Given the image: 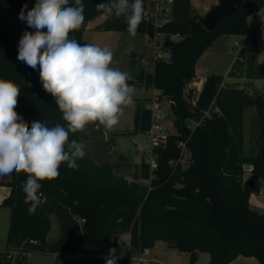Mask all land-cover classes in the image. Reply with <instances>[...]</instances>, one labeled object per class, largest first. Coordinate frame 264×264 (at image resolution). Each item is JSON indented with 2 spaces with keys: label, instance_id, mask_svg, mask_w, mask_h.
Returning a JSON list of instances; mask_svg holds the SVG:
<instances>
[{
  "label": "trees",
  "instance_id": "trees-1",
  "mask_svg": "<svg viewBox=\"0 0 264 264\" xmlns=\"http://www.w3.org/2000/svg\"><path fill=\"white\" fill-rule=\"evenodd\" d=\"M146 1L137 34L152 32L163 39H177L165 48L168 57L155 58L154 71L142 70L138 80L170 101L177 132L155 137L152 154L156 168L143 161L141 175L130 181L116 176L112 166L93 163L87 153L77 161L78 169L62 164L58 178L41 182L43 197L34 214L27 211L30 205L21 189L26 176L13 173L7 185L11 194L2 203L11 209L7 246L20 254L78 255L75 264H104L114 237L130 234L134 255L163 241L174 242L172 248L189 254L193 263L198 253H207L209 264H230L240 256L264 264V213L250 205V196L260 193L264 181V96L226 85L221 75L207 77L199 93L191 88L197 62L221 36H241L244 48L255 47L256 31L248 20L264 9V0H243L213 31L204 28L201 16L192 14L191 0H174L171 20L156 27L145 19ZM101 2L83 0L84 23L71 33L80 43L89 22L101 16L106 19L99 30L127 32L123 16L97 11ZM34 3L0 0V15L21 11L25 4L27 11ZM17 55L16 37L0 29V78L21 88L16 111L27 122L37 119L49 126L64 124L53 97L42 88L38 71L19 61ZM248 108L257 112L256 154H246L244 147ZM191 123L196 125L194 129L189 127ZM134 125L137 133H149L150 109L137 113ZM80 138L81 132L70 136L81 142ZM180 143L189 153L187 168L181 164ZM246 165L252 168L247 180ZM51 216L57 219L60 236L48 243ZM9 250L0 253V264H22L18 258L16 262L9 258ZM56 264L63 263L58 260ZM116 264H129V260L118 257Z\"/></svg>",
  "mask_w": 264,
  "mask_h": 264
},
{
  "label": "clouds",
  "instance_id": "clouds-1",
  "mask_svg": "<svg viewBox=\"0 0 264 264\" xmlns=\"http://www.w3.org/2000/svg\"><path fill=\"white\" fill-rule=\"evenodd\" d=\"M97 11L123 16L127 32L135 37L143 20V0H102ZM20 11L19 19L33 32L24 31L18 43L17 59L38 71L43 90L50 94L64 124L49 126L37 119L31 122L16 111L21 88L0 78V178L24 174L21 182L27 211L34 214L43 193L42 181L59 177L60 166L78 169L86 152L83 142L70 139L90 123L114 130L125 108L135 104V88L129 76L111 67L110 48L80 43L71 36L84 23L83 0H35ZM46 29V31H45ZM30 86V85H29ZM106 264H116L110 251Z\"/></svg>",
  "mask_w": 264,
  "mask_h": 264
},
{
  "label": "rangeland",
  "instance_id": "rangeland-1",
  "mask_svg": "<svg viewBox=\"0 0 264 264\" xmlns=\"http://www.w3.org/2000/svg\"><path fill=\"white\" fill-rule=\"evenodd\" d=\"M204 2L206 4L214 3L206 0H204ZM165 7L166 4L164 0H147V10L153 12L155 16L157 8L163 9ZM167 13L165 14H170L169 12ZM19 14L20 11H13L8 12L5 15H0V29L15 36L18 43L23 32L28 31L27 26L19 19ZM102 20L103 22L99 23V25L104 23L105 18H102ZM164 20L165 18H160L158 19V22L161 23ZM97 26L98 25L95 26V29ZM232 36L233 37L230 38H222L220 43L221 46L224 47V50L227 48L233 55H236L237 50H235L236 46H234V43H241L242 37L236 35ZM162 37V35H155L154 38H151L148 34H137L135 37H132L128 32L116 33L109 31L105 33L98 30L95 32V35H92V33L87 34L85 36L86 39L84 40V43H92L110 48L114 54L111 67L119 68L121 71L126 72L129 76L128 83L135 88V104L133 107L125 108L123 115L120 117V122L115 126L114 130H107L102 126L105 133L104 136L101 129L97 128V126H99L97 123H90L86 126L85 130L81 132L80 138L81 142L85 144V151L93 163L112 166L113 173L116 176H121L128 180H133L135 175H141V164L143 161L150 164L151 169L154 164L156 165L155 157L152 154L155 138L148 132L143 134L136 132L134 121L137 113L144 109L155 107V110H160L162 112L161 131L157 132L156 130V136H165L177 132L175 127V115L171 108L170 101L164 99L160 103H156L154 101V89L146 87L139 80H135L132 74L136 63L142 65L145 73L154 71L155 58L163 57L166 54L165 48L162 47L164 42ZM249 70L253 72V75H259L264 78V69H258L255 66H251ZM245 82H248V78H245V80L242 81V83ZM191 88H194L195 90L198 89L196 86ZM197 92L199 93L198 90ZM251 93H259L264 96V80H255L251 84ZM256 116L257 112L255 108L246 109L244 116V137L248 138V145L245 147L246 154L258 153L256 146ZM195 126L194 123L189 124V127L192 129H194ZM182 153L183 158L181 164L184 168H187L189 165V153L185 149H183ZM247 166L248 165L245 166L246 169H248ZM250 172H245V180L248 179ZM143 183L148 184L147 181H143ZM255 195L259 196L258 194ZM262 195H264V191H262ZM258 201L261 205L264 204L263 197H258ZM261 205L256 209L258 210L261 208ZM52 220L56 225V220L54 218ZM52 237H54L53 234H51L49 238L52 239ZM15 252L14 249H11L8 255L12 258L17 254ZM112 252L115 256L124 255L126 253L128 254L129 249L119 250L115 244ZM105 258L104 264H106ZM150 258L164 264H194L190 261L189 255L168 251L165 242H159L156 244ZM18 259H20L23 264V259L21 257ZM16 260L17 258H14L13 262H16ZM37 261H39L40 264H55V257H43V262L37 259V257H33L28 264H37ZM72 261L71 258L61 260L63 264H73ZM130 264L133 263L130 262ZM197 264H208V254H201Z\"/></svg>",
  "mask_w": 264,
  "mask_h": 264
},
{
  "label": "crops",
  "instance_id": "crops-1",
  "mask_svg": "<svg viewBox=\"0 0 264 264\" xmlns=\"http://www.w3.org/2000/svg\"><path fill=\"white\" fill-rule=\"evenodd\" d=\"M206 1L214 2V3L206 4L204 2V0H191L192 14L201 16V18H202L207 14V12L212 7H214L218 3L217 0H206ZM146 6H147V1H146ZM159 17L164 18V17H166V15L165 16L159 15ZM102 18L106 19L105 16H101V17H98V18L89 22L87 29L83 34L82 43H84V40L86 39L85 36L87 34L92 33V35H95V32L99 30L98 27L101 25V24L99 25V23L103 22ZM168 18L170 19V17H168ZM151 20L153 22L159 24L157 19L155 20V18L152 17ZM248 21L253 26L254 30L256 31L257 43H256L255 47L254 48H243V50H241V52H240V59L237 60V58H236L237 54L233 55L232 52L230 50H228L227 48H226V50H224L223 49L224 47L221 46V43H220L222 38H225V37L230 38L233 36L232 35L221 36L201 56V58L197 62L196 79H195V82L191 85V87L196 86L198 88L197 90L200 92L201 88L203 86V83L207 77H209L211 75H221L224 77V84L229 85V86L239 87V88H246L247 91L249 93H251V84L255 80H264V78L262 76L253 75V72L249 70L251 68V66L252 67L255 66L258 69H264V9L262 11H260L259 13L254 14L251 17H249ZM96 25H98V26L95 29ZM100 31H102V30H100ZM103 32L107 33L109 31H103ZM112 32L119 33L117 31H112ZM242 42H244L243 37H242L241 43ZM235 43H234V46H235ZM235 50H236V47H235ZM150 73H152V72H150ZM245 78H248V82L242 83V81H244ZM152 89H154V88H152ZM154 91H155L154 97H155V100L156 99L158 100V103H160L161 101L166 99L164 97H160V95H159L160 92L158 90L154 89ZM251 94H253V93H251ZM97 128L101 129L102 133L105 136L103 127L99 125V126H97ZM244 141H245L244 147H246V145H248V138L244 137ZM247 167L250 168L251 166L248 165ZM245 170H246V168H245ZM12 178H13L12 174L7 176V177L0 178V253H4L8 249H10V250L13 249L12 247L8 248V246H7V235H8V231H9V227H10L11 209L8 207L2 206L3 201L6 198H8L11 194V188L7 185L12 182ZM262 191H264L263 182H262V186H261V191L258 194L259 196H256L254 193L250 196L251 207L260 213H264V204L261 205L258 201V197L264 198V195H262ZM259 205H261V208H259L257 210L256 208ZM53 218L57 222V219L54 216L50 217L51 229H50V232L47 236L48 243H53L60 236L59 224L57 222V224L55 225L53 220H52ZM51 234H53V236H54V237H52V239L49 238ZM130 240H131L130 234H120V235H116L114 237V245L116 244L117 247L119 248V250H124V249L128 250L129 249L128 254L126 253L124 255H116V257L128 258L129 264H130V262H132L133 264H153L154 262L159 263V264H164L162 262H159V261H156V260L150 258L153 254V248H155L156 244H158L159 242H163V241L156 242L155 246L152 249H148L149 254L147 256H144L143 254L134 255L132 253V251L130 249ZM165 243L167 245L168 251H171L173 253H178V254L180 253V254L189 255L187 253H181V252L177 251L176 249L172 248V246H173L172 243L171 244H168L167 242H165ZM15 253H17L18 255L15 254V256L16 255L17 256L16 257L14 256L12 258L21 257L23 259V264H28V262L30 263V260L33 257H37V259H39V260H41V262H43V257H48V256L55 257V264L57 263L58 260L61 261L62 259H65V258H71L73 260L72 261L73 264H75L76 259L78 257V255H55V254H41V253H29V254L23 253V254H20V253H18V251H16ZM201 254H203V253L197 254L196 262L194 264L198 263ZM133 258H137V259L141 258V260L135 261V260H133ZM189 258H190V255H189ZM209 261H210V257L208 255V264H209ZM37 264H40L39 261H37ZM230 264H259V263L255 258L240 256Z\"/></svg>",
  "mask_w": 264,
  "mask_h": 264
},
{
  "label": "water",
  "instance_id": "water-1",
  "mask_svg": "<svg viewBox=\"0 0 264 264\" xmlns=\"http://www.w3.org/2000/svg\"><path fill=\"white\" fill-rule=\"evenodd\" d=\"M218 3L212 7L207 14L201 18V23L204 26V28L208 31L215 30L219 25L222 24V22L231 17L235 12L238 6H240L243 2V0H217ZM149 36L151 38H154V34L151 32L149 33ZM172 45V41L167 36L164 39L163 47L169 48ZM143 67L141 64L136 63L133 68V77L135 80H138L141 73H142ZM191 131H187V134L190 135ZM248 185L250 187L253 186V181L250 180L248 182ZM174 244V242H171Z\"/></svg>",
  "mask_w": 264,
  "mask_h": 264
},
{
  "label": "built area",
  "instance_id": "built-area-1",
  "mask_svg": "<svg viewBox=\"0 0 264 264\" xmlns=\"http://www.w3.org/2000/svg\"><path fill=\"white\" fill-rule=\"evenodd\" d=\"M164 2H165V4H166V7L165 8H163V9H160V8H157L156 9V16L153 14V12H149V11H147L146 10V12H145V19L148 21V22H151V23H153L156 27H158V26H162L164 23H167V22H169L170 20H171V18H172V12H171V8H172V5H173V2H174V0H164ZM167 12H169L170 14L169 15H167L168 13ZM162 13V14H161ZM165 13H167V14H165ZM159 15H161V16H165L166 15V17H164L165 18V22L163 21V22H159V24H157V23H155V22H153L151 19H152V17L153 18H155V20L157 19V21H158V19H160V17H159ZM168 17H170V19L168 18ZM162 18V17H161ZM169 19V20H168ZM156 21V22H157ZM163 38V37H162ZM175 39H177V36H172L171 37V40H175ZM164 41V40H163ZM159 44H160V42H159ZM235 46L237 47L236 48V50H237V60L238 59H240V52H241V50H243V48H244V42H242V43H238V42H236L235 43ZM168 57V54L166 53L163 57H157V58H167ZM156 103H158V100L156 99V100H154ZM155 107H151V108H149L150 109V111L152 112V128H151V130L149 131V133L150 134H152V136L155 138L156 137V130H157V132H160L161 131V118H162V112L160 111V110H155L154 109ZM179 146L182 148V149H185V145L183 144V143H180L179 144ZM154 168H156V165L154 164L153 166H152V169H154ZM251 167L250 168H248V169H246L245 170V168H244V170L245 171H251ZM143 255H145V256H147L148 254H149V250L147 249L146 251H144L143 253H142ZM9 258H11V256L9 255ZM133 260H141V258L140 259H137V258H133Z\"/></svg>",
  "mask_w": 264,
  "mask_h": 264
}]
</instances>
